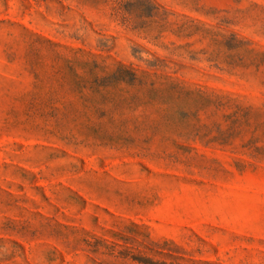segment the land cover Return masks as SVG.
Wrapping results in <instances>:
<instances>
[{
    "label": "rangeland",
    "instance_id": "1",
    "mask_svg": "<svg viewBox=\"0 0 264 264\" xmlns=\"http://www.w3.org/2000/svg\"><path fill=\"white\" fill-rule=\"evenodd\" d=\"M0 264H264V0H0Z\"/></svg>",
    "mask_w": 264,
    "mask_h": 264
}]
</instances>
